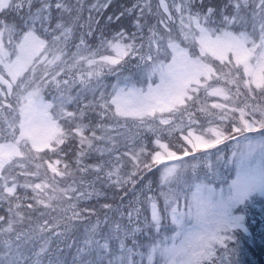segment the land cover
<instances>
[{
  "label": "snow or ice",
  "instance_id": "obj_1",
  "mask_svg": "<svg viewBox=\"0 0 264 264\" xmlns=\"http://www.w3.org/2000/svg\"><path fill=\"white\" fill-rule=\"evenodd\" d=\"M257 198L264 0H0V264H240Z\"/></svg>",
  "mask_w": 264,
  "mask_h": 264
},
{
  "label": "trees",
  "instance_id": "obj_2",
  "mask_svg": "<svg viewBox=\"0 0 264 264\" xmlns=\"http://www.w3.org/2000/svg\"><path fill=\"white\" fill-rule=\"evenodd\" d=\"M264 200L256 199L249 209L247 223L251 236L240 235V264H264Z\"/></svg>",
  "mask_w": 264,
  "mask_h": 264
}]
</instances>
